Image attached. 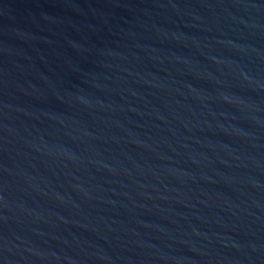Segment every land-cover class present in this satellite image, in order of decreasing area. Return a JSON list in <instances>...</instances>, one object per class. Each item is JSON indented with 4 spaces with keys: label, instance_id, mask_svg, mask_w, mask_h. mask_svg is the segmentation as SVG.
Returning <instances> with one entry per match:
<instances>
[{
    "label": "water",
    "instance_id": "water-1",
    "mask_svg": "<svg viewBox=\"0 0 264 264\" xmlns=\"http://www.w3.org/2000/svg\"><path fill=\"white\" fill-rule=\"evenodd\" d=\"M0 264H264V0H0Z\"/></svg>",
    "mask_w": 264,
    "mask_h": 264
}]
</instances>
